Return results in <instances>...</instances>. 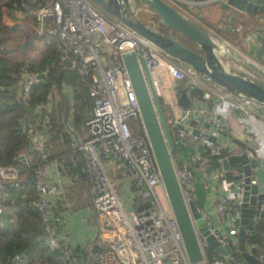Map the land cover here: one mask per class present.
Segmentation results:
<instances>
[{
	"label": "built area",
	"instance_id": "obj_1",
	"mask_svg": "<svg viewBox=\"0 0 264 264\" xmlns=\"http://www.w3.org/2000/svg\"><path fill=\"white\" fill-rule=\"evenodd\" d=\"M164 1L188 15L185 7L223 0ZM20 6L21 10L16 13L33 21L32 28H27L43 37L46 45L56 46L57 58L50 67L45 66L40 71L22 65L16 73L17 81L7 90L26 103L33 87L42 84L50 68L55 66L73 70L82 78L81 87L86 88L93 100L92 115L85 121L86 136L83 138L77 136L71 124L67 125L73 140L68 159L84 164L97 244L103 250L96 252L87 246L81 253H76L54 226L52 198L60 193V188L48 181L50 160L44 148L55 114V96H60L68 105L69 114L74 112L79 89L66 81L51 84L45 101L33 107L34 115L27 134L29 151L35 153V158L29 151L22 150L13 157V164L0 165V226L8 211V203L3 198L9 199L16 191L25 197V190L31 184L33 197L29 207L39 215V240L54 255L57 264H190L177 223L158 199L156 189L163 188L160 173L121 62V55L135 52L146 63L172 132L175 144L172 158L185 201H194L196 170L214 196L209 207L197 206L196 211L219 245L209 247L206 236L196 229L203 256L196 264H230L237 251L244 180L241 177L227 181L223 158H219V165L215 167L210 166V159L220 156L224 150L228 157L240 155L244 149L220 141L217 133L230 140L240 139L255 151L258 166L252 168L250 184L258 186L256 195L262 194V199L259 206L254 205L257 214L253 217L251 233L246 234V238L251 235L252 239L245 244V251L264 262V217L260 216L264 212V117L236 97L222 93L193 72L176 65L155 46L89 0H22ZM256 32L264 36V19L255 32L246 34L244 41L248 45L254 41ZM197 89L204 93L200 96L202 100L210 97L215 100L207 119L203 118L204 114H194L199 100L193 91ZM183 90L189 98L188 107L180 102ZM194 128L215 136L216 140L212 142L194 135ZM179 146L191 148L189 161L178 162ZM110 169L120 171L129 184L131 201L127 208L107 173ZM21 257L15 254L6 264L19 262Z\"/></svg>",
	"mask_w": 264,
	"mask_h": 264
},
{
	"label": "water",
	"instance_id": "obj_2",
	"mask_svg": "<svg viewBox=\"0 0 264 264\" xmlns=\"http://www.w3.org/2000/svg\"><path fill=\"white\" fill-rule=\"evenodd\" d=\"M100 10L116 19L121 24L135 32L138 36L155 46L167 55L176 65L193 72L200 79L212 85L222 93L236 97L241 103L249 107L259 116L264 117V36L255 35V61L240 54L225 41L215 38L210 30L196 19L180 12L164 0H91ZM194 2L208 0H191ZM220 7L230 11L234 9L241 13H251L264 16V0H223ZM145 7L156 17V22L145 24L137 15L139 8ZM15 26L12 27L14 30ZM179 37L192 42L196 51L184 46ZM21 46L25 53L26 48L39 39L37 33ZM121 62L127 72L136 101L139 106L141 121L148 142L150 144L165 193L169 210L174 217L185 251L190 264L202 261L203 256L198 242L196 229L206 236L209 247L215 248L218 241L209 234L204 222L199 218L194 201L186 202L179 185L172 155L175 144L172 132L167 124L162 103L153 86L151 74L143 58L135 52L121 55ZM226 63L237 64L238 69L227 66ZM196 94L202 96L203 91L197 89ZM180 102L184 107L190 105L186 90L181 91ZM25 109L23 131L30 129V121L34 109L22 103ZM192 133L200 138L212 142L216 137L200 129L194 128ZM238 147L244 149L240 155H232L222 159L224 178L234 181L243 177V198L241 203V225L237 235V251L230 264H264L258 258L247 254L245 244L252 236L246 238V233L254 227L253 217L257 214L254 205H260L262 194L256 195L258 186L250 184L252 168L258 166L254 149L244 141L233 138ZM231 164H239L241 172L234 174ZM259 199L256 201V199ZM264 217V212L260 213ZM92 240L88 243L91 250L100 252L102 246Z\"/></svg>",
	"mask_w": 264,
	"mask_h": 264
},
{
	"label": "trees",
	"instance_id": "obj_3",
	"mask_svg": "<svg viewBox=\"0 0 264 264\" xmlns=\"http://www.w3.org/2000/svg\"><path fill=\"white\" fill-rule=\"evenodd\" d=\"M21 1L22 0H0V32L3 31V12H17L21 10ZM252 15L254 17L257 16V14ZM152 21L156 22L155 16H152ZM217 31L220 35L222 34L221 36L224 39L227 38L232 40L233 37L238 38V31H229L230 33L222 30V32L220 30ZM245 36L246 35H243V39ZM179 40L184 46L196 51L195 45L188 39L179 37ZM44 49L45 50L40 55V62L38 64L33 63L32 65H28L32 71H40L45 66L50 67L56 60L57 49L55 45H46ZM2 51L3 52L0 53L3 55L8 54L7 51ZM22 65L25 64L23 62L15 63L5 59L4 56H0V165L13 164V157L18 152L22 150L29 151L28 134L23 131L25 109L22 103L24 102L10 95L7 90L8 87H11L17 81L16 73ZM81 80L82 78L73 70L55 66L50 68L49 75L45 78L44 82L33 87L30 92L29 99L26 103L34 107L37 103L45 101L51 84L55 82L66 81L79 89L77 91L73 114L68 113L69 107L64 100L58 95L55 96V98H58L59 104L54 107L55 114L52 118L50 135L46 142V151L49 160L64 154L68 156V152L72 148L73 140L67 125L71 124L72 130L74 132L77 130V132L82 135V132L86 130L85 121L92 115L93 100L88 96L86 88L81 87ZM193 95L200 97L195 91H193ZM30 153L35 156L34 152ZM227 154V151L224 150L220 156H212L210 159V166L215 167L219 165V158H224ZM240 170L241 168L239 166V171ZM26 213L33 217V220L34 218L36 219L32 226H28V228L25 229L22 228L19 233L22 231L26 236L24 241L32 238L33 244L31 242L16 244L15 242L18 241V238L15 239V242H13V239H9L10 243H7L4 231L0 229V264H6L7 260L15 254H20L22 257L19 262L14 264H57L54 255L51 254L43 242L39 240L40 230L38 228V213L30 207L27 208ZM33 254L39 255L37 261L33 258Z\"/></svg>",
	"mask_w": 264,
	"mask_h": 264
},
{
	"label": "crops",
	"instance_id": "obj_4",
	"mask_svg": "<svg viewBox=\"0 0 264 264\" xmlns=\"http://www.w3.org/2000/svg\"><path fill=\"white\" fill-rule=\"evenodd\" d=\"M194 8L204 10V14L202 13L199 14V16L202 17V19L203 17L207 19L213 18L214 20H217L216 21L217 23L220 22L223 18L225 19L227 18L229 23L225 24L223 27L224 29L221 30L228 32L238 31L237 37L241 36L240 35L241 32L243 34L242 28L244 26H242L243 22L242 24H238L237 26L234 24L235 13L239 14L240 16L241 15L246 17L249 16L247 22L250 28L247 29L248 31L246 34L255 32L262 20L260 19L256 21V18L251 13L248 14L241 13L234 9H231L230 11L223 10L220 7V3L197 4L192 8H188V10H193ZM139 11H141L137 15L139 20L145 24H150L152 22L153 15L150 13L148 14V12L143 9V7H140ZM8 13L13 14L14 16V23L9 27L11 26L16 27L17 23H19V25L20 23H25L24 25H26V27H31V23H33L31 19H30V23H28L29 19L26 18L25 16H19V14H17L16 12H8V11L3 12L2 25L5 26L8 23V18H7ZM145 15L148 16V20L145 19L146 17ZM194 19L198 21L196 17ZM25 21L27 22V24ZM205 27H207L209 30L212 29L211 27L206 25ZM34 34L35 33H33V35L30 34V39L34 36ZM223 40L225 42L232 44L233 46H236L238 45L239 42L243 40V35L242 38L233 37L232 40L223 38ZM250 46H252V50L254 52V50L257 49L258 45L255 44L253 41L250 43ZM11 58H12L11 55L5 56V59L9 61L12 60ZM195 97L199 101L197 108L198 113L195 111L194 114L195 115L204 114L203 118L206 117L207 119L209 111L212 110V108L215 105L214 104L215 100L210 97L204 101L199 96H195ZM53 101H54V107H56L59 104L58 98L56 97ZM75 133L79 138H83L86 136V130L82 132L83 135L77 132V130H75ZM217 136L220 141L225 142L227 145L230 146L235 145L232 140L225 137L224 135L217 133ZM44 149L46 150V143ZM201 149L202 148H200V151ZM177 150L179 153V158H178L179 163L189 161L191 154L190 147L179 146ZM32 157L33 159L35 158L34 155H32ZM195 172H196V184L193 191V197H194L193 200L197 206L209 207L212 204L214 196L212 195L211 192H209L208 188L205 186L198 171L196 170ZM24 177L27 178L28 182L31 181L26 174H24ZM48 181L49 183L58 185V187L60 188V193L56 194L52 198L53 218H54V226L56 230L59 233H61L63 236H65V238L69 241V243L71 244L72 248L76 253H81V251H83L85 247L91 246L88 245V243L92 240H95L94 242L98 243L99 240L96 237L97 230L93 217L92 203L89 195L88 175L85 172L83 162L81 161H78L76 163L71 162L68 159L67 154L54 157L53 159L50 160L49 169H48ZM125 187L127 190H129V184H127L126 182H125ZM25 193L26 196L22 197L19 191H16L10 196L9 199H7L8 211L4 216V223L2 224L3 226H0L1 231H4L5 240L7 243H10L9 239H13V242H15V239L18 238V241L15 242L16 244H21L22 242H28V243L31 242L33 244L32 238L30 239L28 237L29 239L24 241L26 239V236L22 231L21 233H19L22 228L25 229L28 228V226H32L34 224V220L26 213L27 208L29 207V201L33 197V186L31 184L28 186L27 190H25ZM38 256H39L38 254H33V258L35 259V261L39 259Z\"/></svg>",
	"mask_w": 264,
	"mask_h": 264
},
{
	"label": "rangeland",
	"instance_id": "obj_5",
	"mask_svg": "<svg viewBox=\"0 0 264 264\" xmlns=\"http://www.w3.org/2000/svg\"><path fill=\"white\" fill-rule=\"evenodd\" d=\"M91 1V0H89ZM92 2V1H91ZM141 7V6H140ZM144 10H146L148 12V14L150 13L148 11L147 8L143 7ZM185 11L188 13V15H190L192 18H197L198 21L201 24H204V26H209L212 29H210L212 35L217 38V39H221L223 40V37L218 33L217 30L224 29V25L228 24V19L223 18L220 22H217V20H214L213 18L211 19H207L204 18L202 19V17L199 16V14H204V10L202 9H196L194 8L193 10H188V7H185ZM203 11V12H202ZM233 12V11H232ZM231 12V13H232ZM234 13V12H233ZM151 14V13H150ZM146 16V15H145ZM249 17V16H248ZM248 17L246 16H240L239 14L235 13L234 14V24L237 26L238 24H242V26H244L243 29V34L241 32V36L238 38H242V35H245L247 33V29L250 28V26L248 25ZM8 18V23L4 26L3 25V31L0 32V48H1V53L4 51H7L8 54L7 55H11L12 56V62H16V63H21L23 62L25 65H32L33 63H39L40 62V55L41 52L44 50V47L46 46L45 40L43 39V37H39L38 40L35 41V43L31 46H28L26 48L25 53H23L21 51V46L25 43L26 39L24 37V32H31L30 34L33 35L31 29H27L26 25H24L25 23H17L14 31L12 30V26L9 27L10 25H12L14 23V16L13 14L8 13L7 15ZM29 19L28 23H30V18L26 17ZM252 18V17H251ZM256 21L260 20V19H264V16L262 15H257L255 16ZM145 19L148 20V16L145 17ZM26 22V21H25ZM27 24V22H26ZM249 26V27H248ZM25 30V31H24ZM13 31V32H12ZM223 31V30H222ZM221 31V32H222ZM224 41V40H223ZM241 41V40H240ZM239 45L233 46L232 44V48L234 50H236L237 52H239L242 55H245L247 57H249L250 59L255 61V57H254V53L252 50V46H250V44L248 45L244 39L238 43ZM243 46V47H242ZM245 47V48H244ZM0 53V56H6ZM264 57V54H263ZM226 65L230 66V67H234L236 69L239 68V66H237V64H232V63H226ZM169 119V118H168ZM232 169L233 171H239V164H232ZM110 179L112 180L114 187H115V191L120 199V201L122 202L124 208H127L129 203H130V196H131V191L127 190L125 187V181L122 177V173L120 171H117L115 169H110L109 171H107ZM156 193L158 196V199L162 205V207L164 209H166L167 211H169V207L166 201V197H165V193L162 187H158L156 189ZM4 201H7L5 198H3ZM31 217V216H30ZM33 218V217H31ZM36 218H34L35 220ZM251 232L247 231V235H249ZM201 239V235L199 236Z\"/></svg>",
	"mask_w": 264,
	"mask_h": 264
},
{
	"label": "flooded vegetation",
	"instance_id": "obj_6",
	"mask_svg": "<svg viewBox=\"0 0 264 264\" xmlns=\"http://www.w3.org/2000/svg\"><path fill=\"white\" fill-rule=\"evenodd\" d=\"M23 35H24V37H25V38H26L27 36H29V37H30V33H29V32H27V31H25ZM26 41H27V40H26ZM26 41H25V42H26Z\"/></svg>",
	"mask_w": 264,
	"mask_h": 264
}]
</instances>
